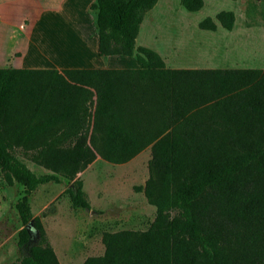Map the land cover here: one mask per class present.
I'll return each mask as SVG.
<instances>
[{"label":"trees","instance_id":"trees-1","mask_svg":"<svg viewBox=\"0 0 264 264\" xmlns=\"http://www.w3.org/2000/svg\"><path fill=\"white\" fill-rule=\"evenodd\" d=\"M157 1L89 6L97 54L135 50L138 68L0 69V170L19 187V264H60L31 213L41 184L73 181L72 205L88 208L76 174L96 156L122 164L147 146L149 176L135 190L155 206L153 220L145 230L104 231L103 253L82 264H264V67H166L156 51L135 47ZM179 2L189 12L204 4ZM214 18L233 29L232 10ZM198 26L217 23L206 16Z\"/></svg>","mask_w":264,"mask_h":264},{"label":"rangeland","instance_id":"rangeland-1","mask_svg":"<svg viewBox=\"0 0 264 264\" xmlns=\"http://www.w3.org/2000/svg\"><path fill=\"white\" fill-rule=\"evenodd\" d=\"M220 10L234 12L233 29L227 30L216 21L215 14ZM86 13L90 19L91 11ZM206 16L215 20L216 30L198 26ZM145 17L156 20L150 24L152 27L147 28L155 31L156 38H175L176 43L178 39L180 43L185 41L180 49L193 59L211 55L212 50L208 46L219 44L222 50L213 54L216 67L264 66V0H204L202 8L195 12L187 11L179 0H158ZM145 28L143 25L142 31ZM146 37L144 42H151L154 35ZM192 40L208 48L199 52ZM94 59L87 66L106 64L112 67L119 64L134 67L137 63L136 58L130 56H118L121 61L108 56H94ZM23 159L36 173L50 172L27 158ZM149 159L150 146L122 164H112L96 156L75 177L81 183L84 180L86 192L82 191L89 204L85 209L76 208L71 203L66 189H75L73 181L61 184L48 182L33 192L29 200L31 213L40 217L60 264H82L88 256L101 255L104 231L145 230L149 226L155 216V206L147 202L142 191L135 190V186L144 185L149 176ZM18 189L16 183L4 181L0 170V264H19L21 258L17 249V233L22 224L14 207ZM32 237L35 241L37 236L32 234Z\"/></svg>","mask_w":264,"mask_h":264},{"label":"crops","instance_id":"crops-1","mask_svg":"<svg viewBox=\"0 0 264 264\" xmlns=\"http://www.w3.org/2000/svg\"><path fill=\"white\" fill-rule=\"evenodd\" d=\"M92 2L93 0H0V69H55L60 72L64 69L138 68V61L134 67L119 64L112 67L106 64L87 66L94 56H99L93 17L89 19L86 13ZM155 21L153 17L146 18L144 15L135 39V47L145 46L156 51L166 67L230 68L213 65L217 62L213 54L220 53L221 45L208 46L212 50L211 55H201L193 59L180 49L185 41L180 43L178 39L176 43L175 38H156L155 31L147 29ZM143 25L146 27L144 31ZM148 35L154 37L150 39L151 42H144ZM192 42L199 52H202V48H208L195 40ZM118 56L108 57L121 61ZM133 57L135 50L130 58ZM82 183V189L86 192L84 180Z\"/></svg>","mask_w":264,"mask_h":264}]
</instances>
